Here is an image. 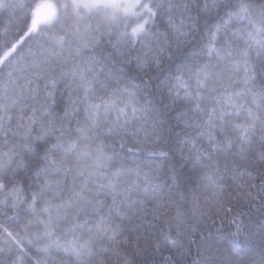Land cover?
Listing matches in <instances>:
<instances>
[{"label":"snow or ice","instance_id":"6c2138e0","mask_svg":"<svg viewBox=\"0 0 264 264\" xmlns=\"http://www.w3.org/2000/svg\"><path fill=\"white\" fill-rule=\"evenodd\" d=\"M5 13L0 215L19 230L0 226V254L24 264L32 228L46 264H132L134 234L179 251L181 214L149 221L155 234L143 222L190 200L244 264L255 225L226 193L264 199V0H0Z\"/></svg>","mask_w":264,"mask_h":264},{"label":"trees","instance_id":"16d2710c","mask_svg":"<svg viewBox=\"0 0 264 264\" xmlns=\"http://www.w3.org/2000/svg\"><path fill=\"white\" fill-rule=\"evenodd\" d=\"M6 18V13L0 15V28L4 26L3 22ZM206 20H210V17L201 15L199 18L201 30H204ZM12 31H15V26H13ZM135 54L136 53H133V55ZM182 56L183 53H177L174 57V61L181 59ZM253 56H255V54H253ZM167 63L168 62L166 61V64ZM140 155L141 158H144L147 156V153H141ZM243 163L247 165L250 162L244 161ZM177 168L179 170V164H177ZM147 170L148 169L145 168V171ZM189 175V172L184 171L183 176L181 177L182 184L185 183L184 177ZM253 175H255V171H253ZM191 187H193L192 184H185V188ZM226 196L232 199V206L235 209V213L237 215H242L246 224L250 223L255 225V227L246 229L245 231L246 236H248L249 231L254 233V235L250 238L252 252L248 256H245L244 252H238L237 254L239 256H244V264H248L249 259L258 260L261 255H264V236H261L257 231L259 224L264 222V199L256 196L255 193H253L255 199L247 198L246 192L244 190L237 189L235 185H232L229 188ZM151 207L152 205H149V208ZM178 213L181 214L186 227L189 229V236L184 240L183 247L179 251L175 249L169 251L167 248L156 251L154 241H150L148 244H145L144 240L141 239L137 242L134 234L131 241L124 246L127 251L124 252L122 250L121 255H126L127 258L132 261V264H164L165 257L169 259L170 264H225V262L229 259L233 261V264H236V257L232 256V253L237 252V248L227 247L219 238V219L215 217L214 213L207 211H205L203 216H194L192 214V203L190 200L177 204L169 210V214L165 217L157 219L150 214L143 222L145 230L142 231L141 235L143 236L148 231L155 234V229L149 224V221L154 222L156 228L169 222L174 224V218ZM7 215L12 216V212H8ZM26 220L27 217H24L23 222H26ZM214 220L215 226H213ZM0 226L7 227L13 232L19 230V222L13 221L9 223L4 215H0ZM38 230L42 231V229L37 228H32L28 232L20 231V238L24 241L26 245L25 250L27 251V255L24 257V264H35L36 260H40L46 264L49 259L41 251H39L43 248L45 241H41L40 243L35 242L33 234ZM222 234L224 236L229 234L227 224H225ZM28 239H32L34 242L32 244H28ZM239 244L240 242H237L238 246ZM13 248L15 255H19L15 246H13ZM245 252H247V246H245ZM12 259H14V255L10 256L0 254V264H11ZM56 259L57 261H60L61 259L66 258L56 257ZM110 264H121V262L113 256Z\"/></svg>","mask_w":264,"mask_h":264}]
</instances>
